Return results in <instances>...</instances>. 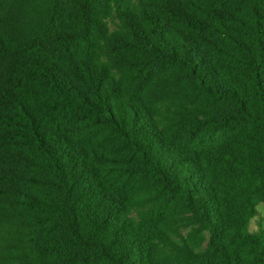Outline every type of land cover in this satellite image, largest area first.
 <instances>
[{"label": "trees", "instance_id": "16d2710c", "mask_svg": "<svg viewBox=\"0 0 264 264\" xmlns=\"http://www.w3.org/2000/svg\"><path fill=\"white\" fill-rule=\"evenodd\" d=\"M259 202L264 0H0V264H264Z\"/></svg>", "mask_w": 264, "mask_h": 264}, {"label": "rangeland", "instance_id": "374dc122", "mask_svg": "<svg viewBox=\"0 0 264 264\" xmlns=\"http://www.w3.org/2000/svg\"><path fill=\"white\" fill-rule=\"evenodd\" d=\"M257 214L250 220L248 224V231L250 233H257L264 227V204L259 202L257 204ZM187 226H181L180 230L181 233L184 235L188 231Z\"/></svg>", "mask_w": 264, "mask_h": 264}]
</instances>
